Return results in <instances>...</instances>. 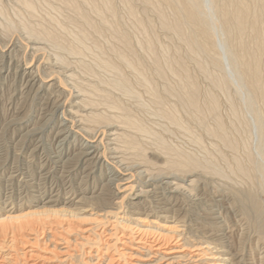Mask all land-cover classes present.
<instances>
[{"label":"bare ground","instance_id":"1","mask_svg":"<svg viewBox=\"0 0 264 264\" xmlns=\"http://www.w3.org/2000/svg\"><path fill=\"white\" fill-rule=\"evenodd\" d=\"M5 1L8 3L7 0H0V33L17 29L19 26L21 30H24H22L23 35L25 34L29 38L30 48L34 53L37 54L39 50L44 49L41 47L44 42L50 43L54 48L51 49L54 50L55 57L53 53L52 56L55 60L53 64L50 63L52 65L49 73L55 78L46 79L41 76L39 65L33 66L25 63V66L19 68L20 77L24 79L29 88H35L36 91L57 88L60 92L54 99L47 98L45 100V102L55 103L53 112L61 110L62 113L53 132L54 139H60L58 140L59 147L75 143L73 146L76 151L73 153L81 161L82 167L84 164L92 165L95 168L107 166L105 180L107 185L113 186L115 190L108 189L110 192L108 194L106 191V194L114 199L120 198V200L113 201L117 208H121L124 198L134 196L133 198L139 199L143 194L150 192L145 189L149 185L147 182L135 184L132 181L134 174H147L146 177L161 175L159 176L162 179L161 183L170 188V192L183 186L193 189L195 179L192 177L198 170L231 179L210 156L206 155L201 159L191 153H182L173 149L163 139L164 137L141 121L138 116H135V113L133 114L129 109L131 107L128 108L122 98L137 101L139 108L146 109L149 114L166 119L169 124L177 126L190 135L198 144L201 141L199 135L193 133L195 131L191 129L190 125L182 121L180 114L183 111L188 115V119L202 127L204 134L213 136V139L215 138L217 142L232 151L239 144V141L237 142V139L233 137V133L231 134L234 121L242 124L241 129L245 133L247 131L250 133L254 128L255 132L253 133L258 138L255 143L259 157L253 155V152L251 153L247 148L246 159L241 160L239 155H234L231 158L233 159L231 172L240 177L241 183L242 181L251 182V186L253 183H258L264 191V0H10L12 5H8ZM50 1L56 2V11L65 10L66 14H63L60 19L59 16L55 17L57 14L55 16L51 14L46 19V23L43 20H38L40 18L33 21L32 18L37 17L36 10H38L40 2L52 4ZM50 8L49 6L48 9ZM9 10L20 18L18 23L14 21L15 19L12 20L14 17L12 19L8 17ZM50 10L53 11L52 8ZM22 11L29 19L21 17ZM68 24H72L74 29H68ZM157 29L165 37L163 42L159 39ZM106 37H108L107 40ZM15 44L16 40L15 43L11 42L7 49L11 51L16 47ZM86 53H90L92 58ZM5 54L4 50L0 49V61ZM67 55L81 57L76 59V61L79 59L77 61L78 67L81 69L79 72L83 75L95 76L96 81L92 84L86 82L89 83L86 84L85 81L79 79L80 76L73 74V70L70 72L68 70L70 61L68 62ZM85 55L92 61H85L86 59H83ZM189 63L193 65L196 72L209 79L211 89H206L202 95L204 103L200 99L202 96L195 79L196 76L193 75L194 69L191 73V68L190 70L188 68ZM70 65L72 64L70 63ZM46 67L48 69V66ZM96 68L102 69L105 75L99 76ZM59 71L65 73L64 75L68 74L75 82L77 90H74L73 94H68L69 100H66L65 97L62 100V92L67 88L70 89V86L65 87L66 83L58 77ZM0 72H2L1 63ZM53 73L58 74L56 76ZM139 87L148 95V100L144 99L146 102L141 100L143 92L140 93ZM69 89L68 93H70ZM214 89L225 94L228 107H231L233 118L232 122L230 121L231 126H229L233 127L231 131L219 114L220 104L216 94L218 92L215 93ZM232 89H234V96L241 97V99L239 97L235 100H242L243 97L241 103L244 102L242 103L245 106L243 108H246L248 113L246 116L249 115L250 119L241 117V110H238L234 103L238 101H234V96L230 95ZM219 95L221 94L219 93ZM169 99H172L173 102L169 103ZM139 108L137 107V109ZM207 116L212 117L211 124H206ZM97 127L105 130L101 131L103 134H93ZM33 128L35 129V127ZM96 133L98 134V132ZM138 134L147 137L150 140L149 143L155 146L157 154L162 157L164 164H162V168L153 171L151 165L136 164L135 173H130L127 170L128 167L121 169L119 166L121 170L116 169L114 164L121 163L124 157L121 158L118 152L122 153L123 151L124 154L126 150L137 159L146 160ZM78 135L81 139L78 138ZM103 140L105 143H102ZM60 149L53 157L56 158V162L62 163L65 162L67 154L63 152L62 148ZM230 156L232 155L230 154ZM254 156L258 159H255ZM127 164L129 163H126V166H128ZM150 164L152 163L150 162ZM73 167L71 171L74 170ZM93 168L86 171V175L94 172ZM79 193L93 194L94 189L83 188ZM50 197L51 195L38 193L35 195V202L57 201L56 198ZM84 198L83 194L78 201L69 198L62 201L67 204H75ZM234 201H240L245 215H248L247 217H250L258 228L259 241L264 244V207L260 203L261 201L259 202L256 198L252 188L235 189ZM79 210L84 209L79 208ZM34 213H36L34 210L27 211L28 215ZM105 213L110 214V210H106ZM97 216H100L98 221L101 222L103 218H107L104 213L97 214ZM112 216L114 217L112 221L109 220L110 218L107 219L110 221V229H105L106 232L103 229L93 232L95 224L78 228V235L82 241L69 238V227L63 223L64 219L45 220V224L40 226H42V232L47 233L42 244L50 242L49 250L44 247L47 249V251L45 250L47 253L37 252V248L28 242L29 240L24 241L27 243L25 246L21 241L25 240L23 232L34 234L33 231L36 228L33 220L15 226H2L0 227V264H73L71 257L74 256L73 250H76L74 248L77 245L83 246L84 243H97L103 232L108 238L112 235L115 238L111 243H103L105 246L104 250L101 249L102 253H99L97 249L95 254L90 255L92 250L90 251L89 247V251H86L90 253V257L85 261L88 264H97L101 261L102 254H106L110 246H114L116 242H119L114 250L117 253L107 254L103 259L106 261L105 264H242L241 258L235 252L230 253L226 249V253H223L224 251L214 246L210 247L208 243H188V239L186 240L181 233H178L176 224L159 225V228L165 232L160 230L153 233L146 226L134 227L129 230L128 225L119 222L115 214ZM59 224L63 225L61 231H57L55 228ZM117 225L121 228H119V232H116ZM91 231L95 234L92 237L90 236ZM18 245L24 247H17ZM29 246L36 249L28 248ZM40 247L42 248V246ZM126 257L130 259L127 260V263ZM120 258L124 259L122 263L119 262ZM36 259L38 261H35Z\"/></svg>","mask_w":264,"mask_h":264},{"label":"rangeland","instance_id":"2","mask_svg":"<svg viewBox=\"0 0 264 264\" xmlns=\"http://www.w3.org/2000/svg\"><path fill=\"white\" fill-rule=\"evenodd\" d=\"M7 1L8 3L6 1L5 3H7L8 5L9 4L12 5V2L10 0ZM43 2L40 3L42 4ZM50 3L52 4H48V3H43L42 5L39 4V6L37 7L39 11L36 10L37 17L32 18L33 21H35L34 19L40 18L38 20H43V22L46 23V19L48 18V16H51V14H53L52 16H55L57 14L55 17L59 16V19L60 17H63V14H66L67 11L65 12V10L60 11L62 13L56 11L55 9L56 2L50 1ZM49 6L52 8L53 11L50 10L51 8L48 9ZM46 13H49L50 15ZM16 16L17 15L16 14L14 15L13 12H11V10L8 11V17L11 19L14 17L12 20L15 19L14 21L15 22L17 21L18 23L20 18ZM21 17L24 19H29L27 18L28 16L25 13H23V11ZM68 25H67L68 29L70 30L72 28L74 29V26L72 24H68ZM155 25L157 27V24ZM22 30L18 26L17 29L0 33V49L4 50V52L6 53L5 55L2 56L0 61L2 65V72H0V227L5 225L15 226V225H19L20 223H24L25 221L33 220L35 224L34 226L36 228L34 229L35 232L33 231L34 234L31 235L23 232L22 235L25 240H21V241L24 243V241L26 242V240L27 241L29 240L28 242L32 243L33 246L37 248L36 250L37 252L47 253L46 252L47 249L45 248H48V244H50V242L48 241L47 243H44L45 245L42 244L47 233L42 232L41 229V227L45 224L46 221L51 220L53 218L64 219L63 223L67 224L69 227V233H70L69 238L71 239L76 238L77 240L82 241V239H80V235H78V231H77L78 228L86 227L89 225L92 226V224L93 225L95 224V230H93V232L102 229L104 230V232H106L105 229L106 230L110 229V221L114 219V217L113 216L111 217V215L115 214L119 222H122L124 223V225L129 226V227L127 226L129 230H131L130 228L134 229V227L136 228V227L146 226L150 228V230H152L153 233L160 230L165 232V230L159 228V225L176 224L175 227H177L176 229L179 230L178 233H181L182 236L186 238V240L188 239L187 241L190 244L208 243L210 247L214 246L215 248L224 251L223 253H226V249L230 251V253L235 252L237 256L241 258L242 264H264V244L263 242L259 241L260 239L258 238V228L255 226L253 220L250 217H247L248 215H245L244 213L245 211L242 210V205L240 201H234L235 189L242 188L244 190L250 187L255 193L258 201L259 202L261 201L260 203L264 207V191L258 185V183H253L252 186H251V182L249 183L242 181L241 183L240 177L235 176L231 172V167L233 166V159L231 158H233L234 155L236 156L239 155L238 157L241 160L246 159L245 151L249 149L251 153L253 152L252 153L253 155L259 157L255 143L257 142L258 138L256 134L254 135L253 133L255 132V130H253L254 128L251 129L250 133L247 131L246 134L245 131L241 129L242 124L238 121H234V125H235V126L233 125L234 128L229 127L231 126V122L233 120L232 110L230 106L228 107L229 104L227 102L224 93L222 94L221 91L214 89L215 93L218 92L216 94L218 97V102L220 104L219 114L220 116H222L221 118L224 124L230 128L229 129L230 131L232 128H233L232 131L235 129L233 132L231 131V134L233 133L232 134L233 137L237 139V142L239 141L238 143L240 144V147L238 144L237 148L234 151L226 148L224 145L217 142L215 138L213 139V136L204 134L202 127L199 126V124L194 123L195 121L188 119L187 118L188 115L184 111L181 112L180 114L182 121L188 123L191 129L195 131L193 133L199 135L201 139L199 144L196 143L191 138V136L185 133L183 130L179 129L175 125H172L171 123L169 124V122L166 119L162 117L160 118L159 116L153 115L151 113L149 114V111H147L146 109L139 108V106H137L138 104L136 103L137 101L135 102L134 100H126V98H122V100H124V104L128 108L131 107L129 108L130 111L133 114L135 113L134 114L135 116H138L141 121L149 125L154 131L159 133L161 137H164L163 139H165L168 142L169 146H171L173 149L180 151L182 153L183 152L191 153L197 157H200L201 159L204 158L206 155L210 156L215 161V163L218 164V166L220 165L219 167L223 169L224 173L227 176H229L231 179H227L226 177H222L218 175L204 173L198 170L195 172V176L192 177L195 179L194 188L192 187L193 189H190L188 187L186 188V186H183L174 192H170V188H167L165 184L161 183L162 179H160L161 177H159L161 175L146 177L147 174L144 175L134 174L132 181L135 184H139V182H143V181L147 182L149 185H147L145 189L150 190V192L148 191L146 194H143L144 196L143 195L140 196L139 199L133 198L134 196H131V198H133L134 200L129 197L124 198L122 201L121 208H117V205L114 204V202L120 200V198L114 199L113 197H110L108 195L109 192L114 188L113 186L110 187L109 185H107V181L105 180V176H106L105 172L107 171L106 169L107 166H103L102 168L99 167L95 168L92 165L86 166L84 164L85 168L83 169L84 166L82 167L81 161L78 160V157L76 155H74L75 153L74 151H76L74 149L75 143L73 144L74 146L66 144L65 146L62 145V147H59L58 144L60 142L58 140L60 139H54L55 137L53 136L54 135L53 132L55 131V126L57 125L58 120L62 117V113L61 110H57V112L56 111L53 112L55 108L54 107L55 103L45 102V100L47 98L54 99V97L55 96L57 97V95L60 94V92L57 90V88H53L50 90L43 89L42 91H36L35 88H29V86L26 85L24 79L20 77V74L18 72L19 68L25 66V64H32L33 66L39 65L41 76H44L46 79H49L51 77L53 78L54 76H51L52 74L49 73V70L51 69L50 67L54 63L53 61L55 60L53 59L55 57L54 50H52L54 48L50 45V43L46 44V42L44 43L42 42L43 44L41 45V47L44 49L41 50L43 53L41 52V50H39L38 51L39 53L36 54L31 50L30 48L31 45L30 42L28 41L29 38H27V35L25 34L23 35L24 32H22ZM161 33L162 32H160L157 29V34L159 36V39L162 41L165 40V37ZM14 39L16 40V44H15L16 49L14 48L12 49L13 51L12 50L9 51L7 47L11 44V42L15 43ZM107 39L108 37H106V40ZM102 42H104V40H102ZM17 45H19L20 47ZM19 48L20 50H18ZM9 53L10 54L13 53V54L10 55ZM52 53L54 54V57L52 56L53 55ZM86 54L89 57L91 56L92 58V55L90 53H86ZM87 55L83 56L84 57L83 59L84 60L86 59L85 61L88 60L92 61V59L89 58ZM66 58L68 62L70 61L68 70L70 72L71 70H73V74H77L78 77L80 76L79 79L81 81L83 82L85 81L84 83L89 82L90 84L96 81L95 76H92L91 74L83 75L80 73L81 69L80 67H78L79 64L77 61L81 57L79 56L72 57V55H67ZM77 58L79 59L76 61ZM30 60H32L31 63ZM74 60L75 62H73ZM70 63L72 65H70ZM44 66L45 67L48 66V69L47 67L45 68ZM188 68L189 70L191 68L190 70L191 73L192 70L194 69L193 75L196 76L195 79L197 81V85H199L198 87L200 90V95L201 96L204 95L206 89H211L210 88L211 86L209 84V79L201 75L200 73L196 72L195 68L190 63L188 64ZM96 71L99 76L105 75L102 69L96 68ZM58 73L55 74L53 73V75L57 76L58 74V77H60L63 80V82L66 83L65 87L70 86V89L65 88L66 90L62 92L63 93L62 100H64L65 98L66 100H69V95L73 94L74 90L75 91L77 90L75 86V82L73 81V79L69 77L68 74L64 75L65 73L61 71H59ZM68 89L70 90V93H68L69 92ZM139 91L140 93L143 92L142 94L146 96L144 97L141 94V100L143 99L142 101L146 102L148 100L147 93H145L143 89L140 87H139ZM219 93L221 95H219ZM230 95L234 96V89L230 91ZM239 97L236 95L233 97L234 101H238L234 103H236L238 110L239 109L241 110L240 111L241 117L243 116L244 118L250 119L249 115L246 116V114H248L246 108H243L244 104L242 103L244 102L241 103V101H243V97L242 100H235V99H239ZM200 99L201 102L204 103L203 96L200 97ZM168 102L171 103L173 102V100L169 99ZM137 107L139 109H137ZM45 109L46 111H44ZM210 121H212V117L210 118V116H207L206 124H211ZM33 127H35V129ZM97 128H99V130H97ZM97 128L95 129L96 131L94 130L93 134L101 135L105 131L100 127ZM239 129L242 131V133ZM102 130L103 132H101ZM96 132H98V134ZM138 136L140 137L139 139L141 142V146L143 147L146 160L137 159V157L133 156V154L131 153L129 154V152L126 150L125 152L127 153L124 152V154L123 151L122 153L118 152L121 158L123 156L125 158L123 157L121 163L114 164L116 169L121 170L122 167L123 168L128 167L127 170H129L130 173H135L137 165L140 166L151 165L152 167L151 166L150 167L152 168L151 170L153 171L158 170V168L159 169L162 168L161 167L163 164L162 157L157 154V150L155 149V146L149 143L150 140L147 137H144L143 135L140 134H138ZM78 138L81 139L80 136ZM102 143H105V140H103ZM250 146L252 147L250 148ZM60 148H62L63 152L67 154L66 157L67 159L65 158V162H62L63 164L61 162H56L55 161L56 158L53 157L59 152V150H61ZM233 152L235 154H232ZM230 154L232 156H230ZM241 155L242 156L244 155L243 158ZM256 156H254L255 159H258ZM123 160L126 163H129L127 164L128 166H126V163ZM130 161H132L133 163ZM142 161L145 162L142 163ZM243 161L245 162L246 160ZM150 162L154 165L150 164ZM72 166H74L73 171H71ZM119 166L121 169L119 168ZM92 168L94 172L86 175L85 172L88 170L90 171ZM147 169L149 168L147 167ZM127 170L126 172H129ZM165 173L167 172L165 171ZM157 176L158 179H156ZM83 188L85 189L88 188L89 190L94 189V193L93 194L83 193L85 198L75 204H70V203L67 204L62 201L65 200V198L78 201L79 197L83 195L82 193L81 194L79 193ZM106 191H108L107 192L108 194H106ZM38 193L51 195L50 198L53 199L56 198L57 201H53L49 203L35 202V195ZM135 203H137L138 205ZM79 208H82L84 210H79ZM31 210H34L36 213L28 215L27 211H31ZM106 210L107 211L110 210V214L105 213ZM103 213L107 215V218H103L102 222L98 221L100 216H97V214L102 215ZM7 215L10 217H6ZM108 218H110L109 219L110 221L107 220ZM61 226L63 225L59 224L58 226H55L57 231L61 229ZM116 228L118 230V231L116 230V232H119L121 229L119 225H117ZM93 232L91 231L90 234L91 237L94 234ZM104 232L100 234V238L97 241V243H93V244L84 243L83 246L77 245V247L74 248L76 250H73L74 256L72 255L73 258L71 257L72 263L88 264L85 261H87L90 255L95 254V250L98 249L99 253L100 252L102 253L103 252L102 250H104L103 248L105 246V244L103 245V243H107V242L111 243V241L113 242L115 238L113 235L108 238V236L106 235V233L104 234ZM62 234L65 235L63 232ZM23 245L25 246L27 245V243H24ZM23 245L21 246L18 245L17 247L20 248L24 247ZM117 245H119V242H116L114 246L111 245L110 249L106 251L107 253L102 254L101 261H99L97 264L99 263L105 264L106 261H103V259L106 257L107 254L117 253L116 251H114L116 248L115 246ZM40 246H42V248ZM35 247L29 246L28 248L36 249ZM89 247H90V251L92 250L91 254L87 253V251H89ZM123 260H124L123 258H120L119 262L122 263ZM127 260L130 259L126 257L125 258L126 263ZM35 261L38 260L36 259Z\"/></svg>","mask_w":264,"mask_h":264}]
</instances>
